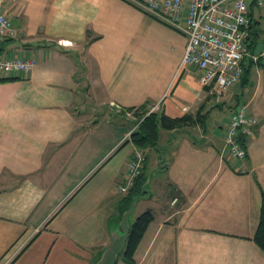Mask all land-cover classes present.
<instances>
[{
    "label": "crops",
    "instance_id": "1",
    "mask_svg": "<svg viewBox=\"0 0 264 264\" xmlns=\"http://www.w3.org/2000/svg\"><path fill=\"white\" fill-rule=\"evenodd\" d=\"M252 41L264 45V5L247 0ZM15 30L0 52L31 59L0 80V264H92L110 242L129 159L158 167L152 210L133 264H264L253 240L264 191V68L219 97L181 66L186 36L129 0H3ZM69 42L60 46L58 41ZM248 59L243 61L247 65ZM1 76V75H0ZM7 77V76H2ZM244 103L256 118L246 156L224 145L229 114ZM202 123L159 128L156 147H137L130 106ZM112 224V226H111Z\"/></svg>",
    "mask_w": 264,
    "mask_h": 264
},
{
    "label": "built area",
    "instance_id": "2",
    "mask_svg": "<svg viewBox=\"0 0 264 264\" xmlns=\"http://www.w3.org/2000/svg\"><path fill=\"white\" fill-rule=\"evenodd\" d=\"M140 11L155 20L183 33L187 43L180 61L181 66L194 65L199 71V81L208 87V92L219 97L243 75V61L264 63V47L254 54L250 36V18L247 0H129ZM257 7L264 0H254ZM15 36V30L3 10L0 0V41ZM60 46L69 42L58 41ZM34 65L31 59L12 58L0 55V75L10 76L29 71ZM256 118L247 111L244 103H238L229 114L224 134V145L235 158L246 156V145L240 137L251 133ZM135 127V126H134ZM133 127V128H134ZM131 128L127 133L130 136ZM144 156L136 150L127 164L124 181L118 190L125 194L141 172ZM24 243L20 244V248ZM15 249L1 264H7L19 249ZM116 264H129L118 261Z\"/></svg>",
    "mask_w": 264,
    "mask_h": 264
},
{
    "label": "trees",
    "instance_id": "3",
    "mask_svg": "<svg viewBox=\"0 0 264 264\" xmlns=\"http://www.w3.org/2000/svg\"><path fill=\"white\" fill-rule=\"evenodd\" d=\"M9 39H5L0 41V52L4 49L6 42ZM253 48H255V43L252 41ZM254 64L250 60L247 65L243 64V75L242 78L246 77L249 67ZM260 67L264 68V63L257 64ZM15 77L0 76V80L12 79ZM241 78V79H242ZM125 111H132L135 116L136 125L130 132V140L140 148L144 147H156L159 135V128L165 129H181L186 125H190L198 122L204 121L203 116L205 113L200 112V107L196 112L195 116H191L190 114H183L181 116H170L163 111H154L149 110L146 106H130L123 109ZM240 141L245 145L246 139L242 135L240 137ZM147 170L143 169L141 172L135 177L133 184L129 187L126 194L123 196L122 201L123 205L119 210L118 217L121 212L129 206L130 200L134 195L142 194L141 184L146 178ZM153 219L152 210L146 208L139 212L134 219L130 222L128 235L125 241V245L122 251L118 255V260L122 262H126L129 264L134 263V251L143 236L145 229L149 222ZM253 240L255 243L264 251V191L261 194V205H260V213L259 220L255 232L253 234ZM96 260V259H95ZM117 260V262H118Z\"/></svg>",
    "mask_w": 264,
    "mask_h": 264
},
{
    "label": "water",
    "instance_id": "4",
    "mask_svg": "<svg viewBox=\"0 0 264 264\" xmlns=\"http://www.w3.org/2000/svg\"><path fill=\"white\" fill-rule=\"evenodd\" d=\"M263 44H257L254 48V54H259L263 49ZM158 167H153L148 170L146 178L141 184L142 194L134 195L129 203V206L125 208L117 221H113V227L110 230V242L100 251L96 260L92 264H116L118 255L122 251L125 241L128 235L130 221L129 217L133 213L135 203L137 200L150 196L151 190L149 184L156 171L163 170L167 166V162L164 161L162 153L160 158L157 160ZM111 224V226H112Z\"/></svg>",
    "mask_w": 264,
    "mask_h": 264
},
{
    "label": "rangeland",
    "instance_id": "5",
    "mask_svg": "<svg viewBox=\"0 0 264 264\" xmlns=\"http://www.w3.org/2000/svg\"><path fill=\"white\" fill-rule=\"evenodd\" d=\"M154 19V18H153ZM157 21V20H156ZM134 127V126H133ZM133 217V213L131 214V218ZM132 221V220H131ZM119 261V260H118ZM118 263V262H117Z\"/></svg>",
    "mask_w": 264,
    "mask_h": 264
}]
</instances>
